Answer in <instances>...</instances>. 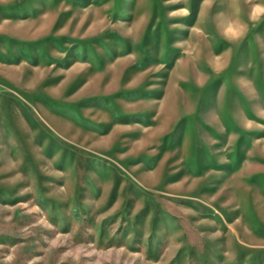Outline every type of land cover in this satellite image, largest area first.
<instances>
[{"label":"rangeland","instance_id":"rangeland-1","mask_svg":"<svg viewBox=\"0 0 264 264\" xmlns=\"http://www.w3.org/2000/svg\"><path fill=\"white\" fill-rule=\"evenodd\" d=\"M0 264H264V0H0Z\"/></svg>","mask_w":264,"mask_h":264}]
</instances>
